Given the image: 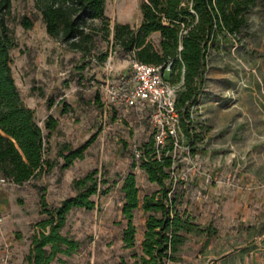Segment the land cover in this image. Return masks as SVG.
Masks as SVG:
<instances>
[{"label":"rangeland","instance_id":"rangeland-1","mask_svg":"<svg viewBox=\"0 0 264 264\" xmlns=\"http://www.w3.org/2000/svg\"><path fill=\"white\" fill-rule=\"evenodd\" d=\"M142 1L147 0L109 1L107 12L115 18L109 23L110 35L98 31L87 56L62 40L53 50L40 29L32 32L17 19L29 8V0L13 2L9 21L18 43L11 49L12 67L21 97L35 109L45 133L47 116L59 118L58 129L45 138L47 147L51 144L49 158L58 163L65 160L57 152L61 141L73 146L91 142L84 158H76L69 168L61 169L59 164L49 175L23 184L0 183V213L5 217L0 224V250L10 253L1 256L0 262L8 259L16 264L29 252L34 223L42 217L41 187L50 191V199L60 188L68 196L76 190L65 179L95 167L99 169V186L110 190L103 193L99 189L92 195L96 206L91 210L76 207L68 213L62 232L81 244L71 254H59L51 264H118L123 258L131 261L133 252L141 250L147 216L137 207L136 245L125 247L122 230L127 218L122 213L121 184L125 175L134 171L140 196L159 187L148 179L139 165L141 159L134 155L135 143L149 140L152 127L137 113H101V104L92 99L96 87L103 89L107 69L101 75L86 62L88 56L98 60L107 52L113 53L115 72L125 67L128 53L112 44L114 22L118 18L140 23ZM100 23L96 21V25ZM247 30L240 33L243 38L231 37L219 49H209L202 93L193 112L198 134L189 146L185 135L186 141L172 151L179 163L174 169L176 176L183 179L174 184L177 206L186 209L203 228H214L212 233L208 229L188 233L182 258L172 264H264V8L254 9ZM151 39L158 46L161 33H152ZM164 76L171 79V71L166 69ZM59 176L65 178L62 186H51ZM50 204L58 205L57 198Z\"/></svg>","mask_w":264,"mask_h":264},{"label":"trees","instance_id":"trees-1","mask_svg":"<svg viewBox=\"0 0 264 264\" xmlns=\"http://www.w3.org/2000/svg\"><path fill=\"white\" fill-rule=\"evenodd\" d=\"M12 4L13 0H0V174L23 184L56 164L47 156L50 146L47 147L45 138L58 128V119L53 114L47 116L45 127L48 131L45 133L36 119L35 109L21 97L12 67L11 48L18 43L9 21ZM35 5L42 12L48 33L66 42L71 49L81 50L84 56L92 51L98 31L106 37L110 35L106 0H35ZM256 7L264 8V0H147L141 3L143 20L138 26L121 21L114 24V46L118 45L125 53L146 63L164 64L171 60L174 81L181 79L183 73L184 83L177 92L176 105L182 112V130L190 142L198 134L191 105L202 93L209 49L212 46L219 49V45L231 37L243 38L240 33L248 31ZM34 18V15L25 14L19 21L30 28L35 23ZM97 20L100 25H96ZM154 31L161 33L158 46L151 39ZM107 56V52L102 53L98 61L103 62ZM62 111L66 109L62 107ZM90 142L91 139L78 146L66 141L60 143L58 155L65 159L62 167L71 165L76 158H84ZM141 149L143 156L139 165L148 179L159 187L140 196L136 173L129 171L123 178L122 213L127 218L122 230L125 247L136 245L138 232L134 214L137 207L141 206L147 217L141 250L133 252L131 261L123 258L118 264H172L182 258L180 252L188 233L204 229L212 233L214 228H203L186 209L177 206L178 192L172 178V140L160 148V158L156 155L153 135ZM98 173L95 167L75 176L72 187L77 192L64 197L58 205L47 201L46 188L41 187L42 217L34 223L29 252L21 264H51L59 254L77 250L80 240L62 232V228L70 211L76 207L91 210L96 206L92 195L99 189L103 193L110 190L109 186H99Z\"/></svg>","mask_w":264,"mask_h":264},{"label":"built area","instance_id":"built-area-1","mask_svg":"<svg viewBox=\"0 0 264 264\" xmlns=\"http://www.w3.org/2000/svg\"><path fill=\"white\" fill-rule=\"evenodd\" d=\"M112 54L104 60L107 69V77L104 79L102 88L104 90L105 116L108 112H116L117 115L126 116L135 112L141 118H146L152 127V135L157 147L158 157H161L160 148L171 139L174 151L186 141L182 130V112L177 108L178 90L184 83L183 73L179 81L165 78V70L172 71V61L164 64L146 63L133 56L129 60V67L125 71L115 72L112 64ZM184 70V68H183ZM198 102V101H197ZM197 102L191 105V116L194 117V109ZM188 140V139H187ZM191 142L188 140L187 145ZM141 144L135 143L134 155L142 158ZM176 159L172 165V178L175 184L178 176L175 173ZM1 184L16 183L4 174H0ZM4 216L0 213V224Z\"/></svg>","mask_w":264,"mask_h":264},{"label":"crops","instance_id":"crops-1","mask_svg":"<svg viewBox=\"0 0 264 264\" xmlns=\"http://www.w3.org/2000/svg\"><path fill=\"white\" fill-rule=\"evenodd\" d=\"M15 0H13V2H14ZM109 1L110 2H113V1H116V0H106V3H107V5H106V9H105V14H106V16L108 17V18H110V20L111 19H114L115 20V18H113V16L111 15V13L110 12H107V8H108V6H109ZM29 2H30V6H29V8L27 9V10H25V11H22V15L21 16H23V15H25V14H28V15H34L35 16V18H34V20H35V23H34V25L32 26V27H30V28H28V29H31L32 30V32H35L37 29H40L41 30V34H42V36H43V38L44 39H46L47 41H48V43L49 44H51L52 45V49L54 50L55 48H56V46L59 44V40H61L60 38H58V37H53L52 35H50L49 33H48V31H47V28H46V21L43 19V16H42V12H41V10H39L38 8H37V6L35 5V0H29ZM12 6H13V4H12ZM14 7V6H13ZM20 16V17H21ZM20 17H18L17 19H18V21H19V18ZM117 20L114 22V24L119 20L118 18H116ZM119 21H121V22H126V23H130V22H128V21H126V20H119ZM20 22V21H19ZM21 23V22H20ZM141 23V22H140ZM140 23H138V24H134V23H130L131 25H133V26H138ZM21 25L23 26V24L21 23ZM24 27V26H23ZM24 28H26V27H24ZM153 33H159L158 31H154ZM152 36V35H151ZM17 42H18V39H17ZM13 48V47H12ZM11 48V49H12ZM120 50H122L120 47H118ZM116 52V51H115ZM113 54V53H112ZM127 54V53H126ZM13 56V55H12ZM87 56V55H86ZM112 57H113V55H112ZM132 56L130 55V54H128V58H125V62L123 63V64H125V67H118V70H116V73H118V72H120V71H125V70H127L128 69V67H129V60H130V58H131ZM94 58H96L94 55H93V57H91L90 58V56H88V59H89V62L87 61L86 62V65H89V64H92L93 66H95V69L97 70V72L98 73H100L101 75L103 74V72H105V68H106V66H105V64H103L104 63V61L101 63V62H99L98 60H96V59H94ZM94 59V61H92ZM96 60V61H95ZM122 64V63H121ZM13 72H14V69H13ZM15 77V76H14ZM94 81L92 80V83H93ZM96 88H98L97 89V91H95V94H94V97H93V99H92V102H97V104L99 105V104H101L100 105V107H99V109L101 110V113L102 112H104L105 110H104V108H103V106H102V103H101V101H103L104 102V97H105V95H104V90L103 89H99V87H96ZM29 105V104H28ZM29 106H31V105H29ZM32 107V106H31ZM33 108V107H32ZM64 112V111H63ZM133 114L134 113H136V111L135 112H132ZM55 118H57L56 116H55ZM58 119V125H59V118H57ZM58 125H57V127H58ZM58 129V128H57ZM56 129V130H57ZM56 130H54V131H56ZM51 137V136H50ZM50 137H48V139L50 138ZM63 142H65V141H61V143H63ZM66 142H69V141H66ZM51 144H49V146H50ZM75 146V145H74ZM59 149V148H58ZM57 152H58V150H57ZM60 155V154H59ZM58 155V156H59ZM47 156L48 157H50L49 156V150L47 151ZM61 156V155H60ZM54 160L56 161V158H54ZM76 160V159H75ZM75 162V161H74ZM73 162V163H74ZM63 163H64V161L63 162H61V163H58L57 161H56V164L49 170V171H46V172H44L42 175H39V176H37V177H42V176H44V175H49V173L55 168V167H58V165L60 164V168L62 169V165H63ZM73 163L71 164V165H69V166H67V167H63V169H66V168H69L70 166H72L73 165ZM88 172V171H87ZM86 172V173H87ZM37 177H34V178H37ZM33 179V178H32ZM32 179H29V181L30 180H32ZM58 179H60V180H58ZM64 176H59V177H57V183H55V182H51V183H53V184H51V186H54V187H56L57 186V184H58V186L57 187H60V186H62V184H63V182H61V181H64ZM74 178L73 177H70L68 180L67 179H65L66 181H68V183L70 184V182H71V185H72V180H73ZM29 181H27V182H29ZM26 183V182H25ZM60 183V184H59ZM75 189V188H74ZM76 190V189H75ZM42 192V191H41ZM41 192H40V195H41ZM77 192V190L75 191V193ZM75 193H73V194H70V195H74ZM55 198H57V204H60V201L64 198V197H66L64 194H62V189L60 188L59 190H57V192L55 193ZM69 196V195H68ZM53 197V196H52ZM55 198H51L50 199V191L48 190V191H46V199H47V201L50 203L51 201H53V200H55ZM39 199H40V196H39ZM51 200V201H50ZM235 202H237L238 203V205H242V203H240L239 202V200H237V201H235ZM236 206H237V204H236ZM240 206H238V207H240ZM5 218V217H4ZM4 220V219H3ZM5 221V220H4ZM3 221V222H4ZM29 250V249H28ZM6 250H4V251H1L0 250V257L2 256L3 258H4V255L5 254H7V256H9L10 255V253H8L7 251L5 252ZM28 253V252H27ZM25 256V255H24ZM23 261H24V257H23V260L21 261V262H18V263H16V264H21V263H23ZM8 263V259L6 260V259H2V261L0 262V264H7ZM8 264H11V263H8Z\"/></svg>","mask_w":264,"mask_h":264}]
</instances>
